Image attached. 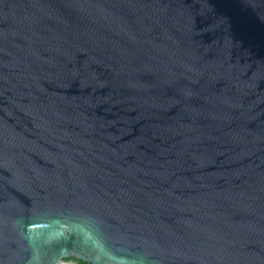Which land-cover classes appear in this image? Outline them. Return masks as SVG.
<instances>
[{"label": "water", "instance_id": "1", "mask_svg": "<svg viewBox=\"0 0 264 264\" xmlns=\"http://www.w3.org/2000/svg\"><path fill=\"white\" fill-rule=\"evenodd\" d=\"M0 264H264V0H0Z\"/></svg>", "mask_w": 264, "mask_h": 264}]
</instances>
